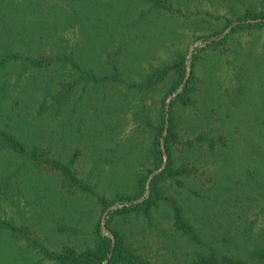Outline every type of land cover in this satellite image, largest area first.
<instances>
[{
    "label": "rangeland",
    "instance_id": "374dc122",
    "mask_svg": "<svg viewBox=\"0 0 264 264\" xmlns=\"http://www.w3.org/2000/svg\"><path fill=\"white\" fill-rule=\"evenodd\" d=\"M0 219V264H260L264 0H0Z\"/></svg>",
    "mask_w": 264,
    "mask_h": 264
},
{
    "label": "trees",
    "instance_id": "16d2710c",
    "mask_svg": "<svg viewBox=\"0 0 264 264\" xmlns=\"http://www.w3.org/2000/svg\"><path fill=\"white\" fill-rule=\"evenodd\" d=\"M8 59H17V60H24L26 62L32 63V65L37 66V67H42L46 65V60L42 59H31L28 57H21L19 54L12 53L9 55L6 59H3L2 61L5 62ZM176 136L175 133V127L172 126V128L169 130L168 136L166 138V143H167V149L170 150L171 144L174 141ZM13 148L14 150L19 153L20 155H28L29 150L27 147L22 144L18 140H13ZM161 159H163V152L161 149H158ZM34 155V154H33ZM170 161V160H169ZM53 166L57 169L62 170L66 175H68L70 178L74 177L73 170L69 166H65L63 164L55 163ZM170 168V162H169V167H167L161 174H158L159 177L164 176L170 170H167ZM160 199V192L153 188L152 190V195L151 198L146 200L145 202L135 206V208L139 207H145L147 209L151 208L152 206L156 205L157 202ZM176 225L177 227L185 232L188 235L193 236V238L199 239V235L196 234V230L191 226L189 220L186 218L184 213L177 209L176 210ZM12 228L15 229V226L11 222H7L4 220L0 219V230L1 229H8ZM263 245V246H262ZM261 245V248L258 251V255H260L259 263L264 264V244ZM111 255V257H109ZM61 260L66 259L65 256H60L59 257ZM83 264H104L106 261H108V264H116V263H121V264H147L145 261H143L140 257H138L136 254L133 252H129L125 248H122L120 245L119 240H117V244L115 245L114 250H112V243L111 241L107 242L106 245H103V248H101L97 252H89L85 255H83L81 258H79ZM196 264H219V261L215 260L213 257L212 258H204L201 261L197 262ZM230 264H242V263H236V262H231Z\"/></svg>",
    "mask_w": 264,
    "mask_h": 264
}]
</instances>
